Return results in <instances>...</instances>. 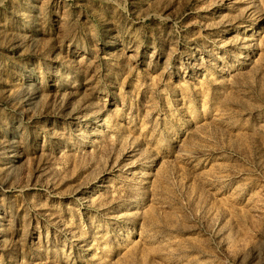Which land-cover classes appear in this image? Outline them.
<instances>
[{"label":"rangeland","instance_id":"rangeland-1","mask_svg":"<svg viewBox=\"0 0 264 264\" xmlns=\"http://www.w3.org/2000/svg\"><path fill=\"white\" fill-rule=\"evenodd\" d=\"M0 264H264V0H0Z\"/></svg>","mask_w":264,"mask_h":264}]
</instances>
